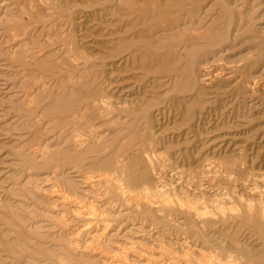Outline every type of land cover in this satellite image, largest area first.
<instances>
[{
	"label": "rangeland",
	"instance_id": "obj_1",
	"mask_svg": "<svg viewBox=\"0 0 264 264\" xmlns=\"http://www.w3.org/2000/svg\"><path fill=\"white\" fill-rule=\"evenodd\" d=\"M262 29L264 0H0V264H155L152 255L179 253L168 239L202 241L178 211L159 218L139 197L196 199L214 213L210 237L230 226L251 242L242 219L226 221L210 202L264 195V182L251 191L264 172V97L241 95L263 71ZM219 56L207 71L234 77L202 86ZM123 183L131 195L118 194Z\"/></svg>",
	"mask_w": 264,
	"mask_h": 264
},
{
	"label": "bare ground",
	"instance_id": "obj_2",
	"mask_svg": "<svg viewBox=\"0 0 264 264\" xmlns=\"http://www.w3.org/2000/svg\"><path fill=\"white\" fill-rule=\"evenodd\" d=\"M184 2H182L181 4H183ZM186 5V4H185ZM198 6V5H197ZM185 8V7H184ZM195 8V7H194ZM155 9V8H154ZM194 11V10H193ZM94 13V12H93ZM186 14V13H185ZM181 16H183V15H181ZM180 16V17H181ZM185 16V15H184ZM198 16H199V14H198ZM197 17V16H196ZM201 18V17H200ZM185 19H186V16H185ZM199 20H201V19H199ZM192 21V20H191ZM192 23V22H191ZM201 24V23H200ZM196 25V24H195ZM194 25V26H195ZM198 25H199V22H198ZM197 26V25H196ZM196 28V27H195ZM199 29V28H198ZM196 30V29H195ZM195 30H193V31H195ZM184 31V30H183ZM199 32V31H198ZM262 33V36L264 37V29H262V30H260V32H259V34H261ZM181 34V33H180ZM199 34V33H198ZM219 35V34H218ZM212 38H214V37H212ZM211 39V38H210ZM219 39H217V41H218ZM223 40V39H222ZM220 41V40H219ZM217 43V42H216ZM219 43H221V42H219ZM214 44V43H213ZM218 44V43H217ZM216 44V45H217ZM221 53H222V51H220ZM218 55V53L216 54V56ZM224 55V54H223ZM264 57V56H263ZM219 58H220V56L219 57H217L216 59H214V61L213 62H209V63H207L204 67H203V72H204V74L203 75H201L200 76V83H201V85L202 86H206V87H208V86H210V88H211V86L214 84V82H215V80H217V78L219 77V78H221V77H224V82H227L228 80H232V77H234V76H232V71H233V69H232V71L231 72H228L227 70H219L220 72H218V73H215V74H213V72H208L207 71V69L210 67V65H211V63H214V62H219L220 60H219ZM261 61V60H260ZM208 66V67H207ZM227 68V67H226ZM229 68V67H228ZM262 69H263V71H262V73L259 75V76H255V75H251L250 76V78L248 77V79H249V81H247V82H245V84L244 85H246V91L243 89L242 91L244 92V93H241V95H244V100H245V98L246 99H249V102H251V101H254V99H257L258 98V96H259V98L261 97H264V87H263V84H261V81L264 79V64L262 65V67H261ZM235 70H236V68H234ZM202 70V69H201ZM201 70H200V72H201ZM236 73V72H235ZM253 74V73H252ZM198 79V78H197ZM195 81H196V84H197V80L196 79H194ZM236 80V79H235ZM242 80V79H241ZM241 80H239L238 82H237V84L239 83V82H242ZM217 82V81H216ZM215 82V83H216ZM229 82V81H228ZM243 82H244V80H243ZM242 82V83H243ZM199 83V84H200ZM262 83H263V81H262ZM231 84V83H230ZM214 86V85H213ZM240 86H242V84H238V88L239 89H242V88H240ZM243 87V86H242ZM235 88V85H234V87L233 88H231V89H233V91L235 90L234 89ZM244 88V87H243ZM200 89H202V88H200ZM206 89V88H205ZM223 89V88H222ZM221 89V90H222ZM220 90V89H219ZM220 90V91H221ZM226 90V89H225ZM238 90V89H237ZM201 91V90H200ZM211 91V90H210ZM214 91H215V89H214ZM217 91V90H216ZM224 92V91H223ZM228 92H226V94H227ZM225 94V93H224ZM223 94V95H224ZM225 94V95H226ZM229 97V96H228ZM227 97V98H228ZM241 97V96H240ZM260 98V99H261ZM241 99V98H240ZM264 99V98H263ZM236 101V100H235ZM259 101V100H258ZM245 102V101H244ZM248 102V101H247ZM248 102V103H249ZM260 102H261V100H260ZM255 103V102H254ZM258 103V102H257ZM263 103V102H262ZM94 104H97L98 105V102L97 103H94ZM101 104H102V102H101ZM108 104V103H107ZM243 104V103H242ZM251 104V103H250ZM256 105V104H255ZM101 106V105H100ZM104 106H105V104H104ZM248 106V105H247ZM107 107V106H106ZM109 107V106H108ZM110 108V107H109ZM244 108H245V106H244ZM248 108V107H247ZM250 108V107H249ZM253 109H254V107H253ZM257 109V108H256ZM246 110V109H245ZM253 111V110H252ZM251 112V111H250ZM247 114V113H246ZM250 115V114H249ZM253 116H254V114H253ZM257 116V115H256ZM155 135V134H154ZM98 139V138H97ZM96 141V140H95ZM149 142V141H148ZM153 142V141H152ZM83 144H84V142H83ZM85 144H87V145H89L90 144V142H89V144L88 143H85ZM115 144V143H114ZM149 144V143H148ZM147 144V145H148ZM45 145V144H44ZM81 145V144H80ZM80 145H78V146H80ZM155 145V144H154ZM85 147V146H84ZM84 147H83V149H84ZM144 147H145V145H144ZM148 147H150V146H148ZM143 148V147H142ZM153 148V147H152ZM77 149H79V147L77 148ZM118 149V148H117ZM119 150V149H118ZM145 150V149H144ZM153 150H154V148H153ZM85 152V151H84ZM115 153V152H114ZM147 153V152H146ZM149 153V152H148ZM154 153V152H153ZM157 153V151H155V154ZM150 154V153H149ZM116 155H117V152H116ZM151 156L153 155V154H150ZM161 154H159V156H160ZM113 156H115V155H113ZM121 156H122V153H121ZM146 157H147V154L145 155ZM153 156H155V155H153ZM158 156V155H157ZM158 156V157H159ZM120 157V156H119ZM118 157V158H119ZM126 157V156H125ZM145 157V158H146ZM115 158V157H114ZM123 158H124V156H123ZM122 158V159H123ZM127 158V157H126ZM149 158V157H148ZM157 158V157H156ZM155 158V159H156ZM125 159V158H124ZM160 159V158H159ZM166 159H168L167 157H166ZM111 160H113V159H111ZM121 160V159H120ZM149 160V163L151 164V162H150V159H148ZM157 160H158V158H157ZM163 160V159H162ZM165 160V159H164ZM169 160V162H170V159H168ZM125 161H126V159L124 160V163H125ZM167 161V160H166ZM172 161V160H171ZM116 162V161H115ZM162 162H164V161H162ZM162 162H160L159 164L161 165V166H163V164H162ZM112 163V162H111ZM127 164H128V162H126ZM147 163V162H146ZM115 164V163H114ZM118 164V163H117ZM159 164H158V166H159ZM168 164V163H167ZM121 165V164H120ZM155 165V164H154ZM170 165V164H169ZM109 166H111V165H109ZM119 166V165H118ZM118 166H117V169H118ZM122 166V165H121ZM126 166V165H125ZM144 166V165H143ZM160 166V167H161ZM206 166V165H205ZM210 166V165H209ZM206 167L207 169L206 170H208L209 172L210 171H212V169H214V170H216V164H215V166H214V168L211 166V167ZM155 167V166H154ZM167 167H169V166H167ZM203 167V166H202ZM219 167H221V166H219ZM121 168V167H120ZM125 168V167H124ZM144 168H146V167H144ZM162 168V167H161ZM166 168V167H165ZM204 168V167H203ZM203 168H202V171H203ZM75 169V168H74ZM73 169V170H74ZM158 169V168H157ZM160 169V168H159ZM125 170V169H124ZM213 170V171H214ZM218 171H220V170H222V169H217ZM55 171V170H54ZM112 171V170H111ZM120 171V170H119ZM118 171V172H119ZM156 171V170H155ZM162 171H163V169H162ZM212 171V172H213ZM225 171V170H224ZM232 171V170H231ZM261 171V170H260ZM264 171V170H263ZM262 171V172H263ZM118 172H113V173H117L116 174V176H117V179L120 181V182H124V179H122L124 176H122V175H119V173ZM121 172L123 173V170H121ZM153 172V171H152ZM157 172V171H156ZM160 172V171H159ZM54 173V175L53 176H50L51 178H49V180L48 181H51L52 182V191L51 192H55L56 193V196H58V198H59V200H61V193L63 192V194H64V191H62L61 190V186H60V183H59V181H58V178H59V176H58V174L56 173V172H53ZM134 173V172H133ZM136 173V172H135ZM147 173V172H146ZM146 173H143L144 175L146 174ZM154 173V172H153ZM158 173V172H157ZM201 173H203V172H201ZM214 173V172H213ZM212 173V174H213ZM216 173V172H215ZM219 173V172H218ZM127 174V173H126ZM242 174V173H241ZM153 175V174H152ZM158 175H159V173H158ZM207 175H208V173H207ZM211 175V174H210ZM214 175V174H213ZM213 175H211V176H213ZM232 175V174H231ZM230 175V176H231ZM107 176V175H106ZM111 176H113V174L111 175ZM126 176V175H125ZM135 176V175H134ZM134 176H133V178H134ZM155 176H156V178H158L159 176H157L156 174H155ZM161 176V175H160ZM165 176V175H164ZM202 176V175H201ZM220 175H218V176H216L217 178L219 177ZM224 176V175H223ZM96 177V176H95ZM130 177V176H129ZM139 177V176H138ZM141 177V176H140ZM162 177V176H161ZM199 177V176H198ZM204 177V176H203ZM206 177H209V175L208 176H206ZM225 177H226V175H225ZM225 177H223V178H225ZM228 177V176H227ZM93 178V177H92ZM121 178V179H120ZM144 178V177H143ZM193 178V177H192ZM201 178V177H200ZM230 178V177H229ZM228 178V179H229ZM234 178V177H233ZM232 178V179H233ZM70 179V178H69ZM98 180L97 181H110V179L111 178H108V176L107 177H103V175L102 176H98V178H97ZM140 179V178H139ZM151 179L152 178H150V181H151ZM195 179V178H194ZM210 179V178H209ZM208 179V180H209ZM216 179V178H215ZM227 179V178H226ZM237 179V178H236ZM83 180V179H82ZM90 180H91V178H88V176H87V178H86V182H87V184H89L90 183ZM112 180V179H111ZM154 180V179H153ZM156 180V179H155ZM161 180V179H160ZM163 180V179H162ZM182 180H183V178H182ZM181 180V181H182ZM190 180H191V178H190ZM207 180V179H206ZM213 180V179H212ZM219 180H220V177H219ZM47 181V180H46ZM85 181V180H84ZM105 181V182H106ZM116 181V180H115ZM139 181H141V179L140 180H138V182ZM142 181H143V185H145V184H147V185H149V187L151 186L150 185V181L149 180H146V181H148L149 182V184L148 183H145L144 182V179H142ZM180 181V180H179ZM180 181V182H181ZM201 181V180H200ZM214 181V180H213ZM212 181V182H213ZM218 181V180H217ZM254 181L256 182V184L254 185V188L251 190V191H253V194L255 193L254 191H258L257 189H259V187H258V185H257V182H264V172L263 173H261V174H256V175H254ZM93 182H95V181H93ZM164 182V181H163ZM195 182V181H194ZM211 182V181H210ZM219 182V181H218ZM97 183V182H96ZM112 183H113V181H112ZM115 183H117V182H115ZM115 183H113L114 185H115ZM126 183V182H125ZM128 183V182H127ZM142 183V182H141ZM145 183V184H144ZM174 183V182H173ZM172 183V184H173ZM247 183V182H246ZM100 184V183H99ZM107 184V183H106ZM120 184V183H119ZM162 184H164V183H162ZM176 184V183H175ZM178 184H179V182H178ZM198 184H200V182L198 183ZM202 184V183H201ZM209 184V183H208ZM207 184V185H208ZM211 184H213V183H211ZM91 185V184H90ZM121 185V184H120ZM119 185V186H120ZM128 185V184H127ZM126 184H124L123 183V187H122V189H120V191L119 190H117V191H119V193L118 194H120L121 195V197H125L126 196V194L128 195V194H130L131 193V191H130V189H129V186H127ZM138 185V183L136 182V185L135 186H137ZM142 185V186H143ZM146 185V186H147ZM155 185V184H154ZM161 185V184H160ZM159 185V186H160ZM195 185V184H194ZM235 185V184H234ZM243 185H245V182H244V184ZM118 186V185H117ZM139 186V185H138ZM137 186V187H138ZM163 186H165V185H163ZM171 186V185H170ZM185 186V185H184ZM206 186V185H205ZM114 187H116V186H114ZM140 187V189H141V186H139ZM144 187V186H143ZM142 187V189H145V188H143ZM148 187V186H147ZM172 187H173V185H172ZM202 187V186H201ZM245 188L247 187L246 185L244 186ZM117 188V187H116ZM133 188V187H132ZM154 188V187H153ZM156 188H157V185H156ZM165 188V187H164ZM175 188V187H174ZM195 188V187H194ZM204 188V187H203ZM202 188V189H203ZM214 188V187H213ZM79 189V188H78ZM77 189V190H78ZM134 189V188H133ZM176 189H177V186H176ZM198 189V188H197ZM197 189H195V190H197ZM201 189V188H200ZM201 189V190H202ZM212 189V188H211ZM224 189V188H223ZM116 190V189H115ZM115 190H114V192H115ZM205 190H206V188H205ZM246 190V189H245ZM140 191H142V190H140ZM139 191V192H140ZM150 192V194H151V191L148 189V188H146L145 189V191L144 192ZM155 191V190H154ZM182 191V190H181ZM180 191V192H181ZM199 191V190H198ZM207 191H208V189H207ZM206 191V192H207ZM210 191V190H209ZM208 191V192H209ZM223 191V190H222ZM226 191V190H225ZM225 191H223L224 192V194H225ZM246 191H249V190H246ZM139 192H137L138 194H139V196H144V195H142V192L141 193H139ZM157 192L159 193V194H161L162 195V192H163V187L161 186V187H159L158 189H157ZM156 192V193H157ZM177 192V191H176ZM175 192V193H176ZM179 191H178V193H180ZM200 192V191H199ZM205 192V193H206ZM174 193V194H175ZM182 193V192H181ZM192 193V192H191ZM204 192H203V194H205ZM213 193H215V192H213ZM249 193V192H248ZM66 194H68V193H66ZM137 194V195H138ZM145 194V193H144ZM147 194V193H146ZM158 194V195H159ZM167 194V193H166ZM182 194H185V193H182ZM182 194H180V196L182 195ZM197 194H198V192H197ZM208 194V193H207ZM219 194V193H218ZM70 195V194H69ZM106 195V194H105ZM120 195H119V197H120ZM131 195V194H130ZM165 195V194H164ZM188 195H190V194H188ZM195 195V194H194ZM200 195H202V194H200ZM200 195H198V196H200ZM261 195V194H260ZM68 196V195H67ZM71 196V195H70ZM129 196V195H128ZM127 196V197H128ZM150 196V195H149ZM186 196V195H185ZM198 196L196 195V197H197V199H198ZM210 196H212V195H210ZM228 196V195H227ZM63 197V196H62ZM118 197V196H117ZM119 197H118V199H119ZM177 197V196H176ZM179 197V196H178ZM183 197L184 196H182L181 198L179 197V199L177 198V200L176 201H174V200H170V201H168V200H161L162 199V197H161V201H158V202H156V200L154 201V200H148V199H146L145 197L143 198V197H139L140 198V200H142L143 202H146V205H147V203L148 204H150V205H147V206H150L152 209H154L155 210V212H156V214L158 215L159 214V218L161 217V218H164L166 215H165V211L166 210H170V211H173V210H171V209H174L175 211H178L179 213L178 214H180V215H182V217L184 216V218L183 219H185L184 220V222L185 221H188L187 222V228L189 229V227H190V230H192L195 234H197V235H199V236H201V242L200 241H194L195 240V238H194V240H190V242H188L187 241V239L186 238H180V239H178V237L176 238V241L175 240H173L172 238V240L174 241V243H172L173 241L172 240H169L168 239V243L169 244H172V245H175V246H177L178 245V248H175V250L174 251H179V253L178 252H174L175 254H170L169 255V253L167 252V253H165V254H160L159 255V257H157V256H151L150 257V259H151V261L153 260V262L155 263V264H264V195H262V196H260L256 201H254V200H252V199H246L245 201H242V202H240L239 204L238 203H236L235 201H232V202H229L228 200L227 201H224L223 200V205H222V203H220L219 201L217 202L216 201V196H215V201L213 200V201H211L210 202V205H211V203L213 202V203H217V205L215 206V208L214 209H216L217 211H222V212H220L221 214H222V217L227 221V220H231V219H234V220H236L237 219V217H239L240 219H242V223H243V228H246L248 231H249V233H250V237L248 238V239H251V242L253 241L252 240V238H254L255 240H257L258 241V243H259V247L258 246H256V244H254V245H252V243L251 242H248V241H250V240H246L245 242H240L239 241V239L238 238H236L235 237V235L233 234V235H231L228 231H229V227H228V229L227 228H225V230H221V232L219 233V237L218 238H213V237H210V234H207L206 233V228L209 226V225H215V223H213V222H210V221H208V218L209 217H211V216H214L213 214V212H211V211H209V206L207 205V204H201V203H199L198 201H196V199H195V201H189L188 199H186V200H184L183 199ZM194 197V196H193ZM196 197H194V198H196ZM202 198H203V196H201ZM200 197V198H201ZM205 197V196H204ZM230 197V196H229ZM66 198V197H65ZM65 198L63 197L62 199H64L65 200ZM138 198V197H137ZM156 198V197H155ZM159 198V197H158ZM166 198H168V195H167V197ZM170 198V197H169ZM189 198H190V196H189ZM193 198V199H194ZM208 198H209V196H208ZM231 198V197H230ZM240 198V197H239ZM132 199H134V197H132ZM132 199H130L131 200V202H132ZM151 199H153V198H151ZM176 199V198H175ZM205 199V198H204ZM203 199V200H204ZM207 199V198H206ZM210 199V198H209ZM243 199V198H242ZM126 200H128V199H126ZM125 200V201H126ZM191 200V199H190ZM199 200V199H198ZM203 200H202V202H203ZM212 200V199H211ZM230 200V199H229ZM86 201V200H85ZM116 201H119V200H116ZM123 201H124V199H123ZM123 201H121V202H123ZM125 201L123 202V203H125ZM134 201V200H133ZM138 201V200H137ZM155 203H154V202ZM208 201V200H207ZM127 202V201H126ZM130 202V203H131ZM135 202V201H134ZM201 202V201H200ZM209 202V201H208ZM92 204H93V202H91ZM95 203V202H94ZM110 203V202H109ZM112 203V202H111ZM127 203H129V202H127ZM136 203V202H135ZM83 204V203H82ZM91 204V205H92ZM96 204V203H95ZM137 204V203H136ZM138 204H139V202H138ZM140 204H141V202H140ZM145 204V203H144ZM107 205H109V204H107ZM111 205V204H110ZM141 205H143V204H141ZM212 205H214V204H212ZM212 205H211V207H212ZM69 206V205H68ZM89 206V205H88ZM96 206H97V204H96ZM106 206V205H105ZM222 206V207H221ZM94 206H92V208H93ZM112 207V206H111ZM137 207H139L138 205H137ZM228 207H230V210L233 212L234 211V209H236V208H240L241 210H243V212L245 213V212H247L248 214H249V218H246V217H244V216H241V214L240 215H238V216H235L234 214H230V215H227L225 212L228 210L227 208ZM91 208V207H90ZM101 208V207H100ZM105 208V207H104ZM140 208V207H139ZM141 208H143V207H141ZM94 209V208H93ZM92 209V210H93ZM105 210V209H104ZM212 210V209H211ZM238 210V209H237ZM146 211V210H145ZM214 211V210H213ZM217 211H214V212H216L217 213ZM77 212V211H76ZM91 214V213H90ZM89 215V214H88ZM80 216H82V215H80ZM92 216V215H91ZM91 216H89V217H91ZM172 216V215H171ZM154 217V216H153ZM169 217V216H168ZM215 217H216V214H215ZM221 217V218H222ZM92 218H94L93 216H92ZM166 218V217H165ZM164 218V219H165ZM169 218H172V217H169ZM174 218V217H173ZM180 218V217H179ZM179 218H177L176 219V221H177V223L179 222L178 220H179ZM158 219V218H157ZM217 219V218H216ZM216 219H215V221H216ZM166 220V219H165ZM209 220H212L211 218H209ZM218 220V219H217ZM160 221V220H159ZM226 221H223V222H225L226 223ZM138 222V221H137ZM142 222H143V220H142ZM170 222V221H169ZM172 222V221H171ZM183 222V223H184ZM182 223V224H183ZM186 223V222H185ZM217 223V222H216ZM221 223V222H220ZM233 223V222H232ZM144 224V223H143ZM181 224V223H180ZM179 224V225H180ZM227 224V223H226ZM107 225H109V224H107ZM106 225V226H107ZM169 225V224H168ZM172 225V224H171ZM218 225V224H217ZM228 225V224H227ZM234 227H236V223L234 222ZM183 226H185V225H182V227ZM189 226V227H188ZM237 226H238V224H237ZM108 227V226H107ZM186 227V226H185ZM234 227H232V228H234ZM113 228V227H112ZM119 228V227H118ZM128 228V227H127ZM179 228H181V226H179ZM209 228V227H208ZM139 229V228H138ZM186 229V228H185ZM104 230V229H103ZM103 230H102V233H103ZM107 230V229H106ZM141 230V229H140ZM139 230V231H140ZM165 231V230H164ZM208 231V230H207ZM219 231V230H218ZM234 231V230H233ZM245 231V230H244ZM252 231H254L253 233H255L254 235H253V233H252ZM150 232H151V230H150ZM182 232V231H181ZM191 232V231H190ZM189 232V233H190ZM101 233V234H102ZM157 233V232H156ZM162 233V232H161ZM187 233V232H186ZM216 233V232H215ZM158 234V233H157ZM174 234V233H173ZM172 234V235H173ZM179 234V233H178ZM177 234V235H178ZM78 235V234H77ZM80 235V234H79ZM79 235H78V237H79ZM214 235V234H213ZM249 235V234H248ZM248 235H246V236H248ZM95 236V235H94ZM170 236H171V234H170ZM184 236V235H183ZM196 236V235H195ZM77 237V236H76ZM181 237V236H180ZM246 238V237H245ZM94 239V238H93ZM161 239V238H160ZM106 240H108V239H106ZM151 240V239H150ZM244 241V240H243ZM108 243H109V240L107 241ZM72 243V242H71ZM70 243V244H71ZM103 243V242H102ZM104 244V243H103ZM108 245V244H107ZM106 246V245H105ZM261 246V247H260ZM163 247H166V246H163ZM162 247V248H163ZM134 248V247H133ZM138 248V247H137ZM130 249H132V248H130ZM88 250V249H87ZM121 250V249H120ZM133 250V249H132ZM163 250V249H162ZM165 251H166V249H164ZM170 250V249H169ZM181 250V251H180ZM81 251V250H80ZM140 252V251H139ZM161 252V251H160ZM159 252V253H160ZM173 252V251H172ZM113 253V252H112ZM122 253V252H121ZM128 253V252H127ZM126 253V254H127ZM163 253H164V251H163ZM167 254V255H166ZM142 255V254H141ZM180 255H182V256H180ZM136 256V255H135ZM126 257V256H125ZM125 257L123 256V258L122 259H125ZM139 257V256H138ZM141 257V256H140ZM107 258H109V257H107ZM113 258V257H112ZM114 259H117V257L115 256L114 257ZM122 259L120 258L119 260H117V261H119L120 262V260L122 261ZM137 259V258H136ZM103 260V259H102ZM106 260V259H105ZM126 260H128V262L131 260H133V259H130L129 260V258H126ZM146 260H149V259H146ZM104 261V260H103ZM111 261V260H110ZM114 261V260H113ZM116 261V260H115ZM116 261V262H117ZM130 261V262H131ZM134 261L135 260H133V264H135L134 263ZM144 261V260H143ZM150 261V262H151ZM98 262H99V260H98ZM100 262H101V260H100ZM107 262H108V260H107ZM112 262V261H111ZM122 262H124V261H122ZM122 262H120L121 264H123ZM127 262V263H128ZM139 262V261H138ZM102 263V262H101ZM100 263V264H101ZM115 263V262H114ZM103 264V263H102ZM108 264H109V262H108ZM139 264V263H138ZM146 264V263H145ZM148 264V263H147ZM151 264V263H150Z\"/></svg>",
	"mask_w": 264,
	"mask_h": 264
}]
</instances>
